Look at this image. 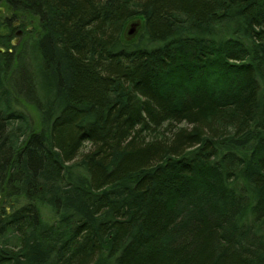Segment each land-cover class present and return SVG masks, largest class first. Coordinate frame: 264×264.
Masks as SVG:
<instances>
[{
	"label": "trees",
	"instance_id": "trees-1",
	"mask_svg": "<svg viewBox=\"0 0 264 264\" xmlns=\"http://www.w3.org/2000/svg\"><path fill=\"white\" fill-rule=\"evenodd\" d=\"M0 4V264H264V0Z\"/></svg>",
	"mask_w": 264,
	"mask_h": 264
},
{
	"label": "rangeland",
	"instance_id": "rangeland-1",
	"mask_svg": "<svg viewBox=\"0 0 264 264\" xmlns=\"http://www.w3.org/2000/svg\"><path fill=\"white\" fill-rule=\"evenodd\" d=\"M0 9L2 10V16H0V23H4V20H6L7 18H15L11 13H8V12H6V9H5V7H3V5L2 4H0ZM17 17V19H16V22H14V23H16V25L17 24H20V23H22V22H24L23 20H27L26 22H25V26L24 27H20V28H18V30H17V32L12 36V41H13V44L16 46V47H19V46H21L25 41V39L26 38H30V37H33L35 34L33 33V31H34V27H33V23H31V21H30V19L29 18H25V19H22L21 17V15L20 16H16ZM34 22V21H33ZM5 26L4 25H1V27H0V33H3L4 32V30H5V28H4ZM133 27V26H132ZM133 29V28H132ZM18 32H20V34H18ZM15 42V43H14ZM180 126H188L187 125V123L186 122H183V123H181V124H178V125H176V124H171V125H167L166 127H164L165 129L164 130H162L165 134H167V132H169L170 131V129H172V128H174V127H180ZM91 147H92V145L90 144V143H86L84 146H83V148L81 149V152H80V154H82L83 152H85V151H88L89 149H91ZM4 194L2 193V192H0V204H2V201H11L12 200V202L11 203H13V205H15V200H14V198L13 199H11V200H7L4 196H3ZM7 206H9V204L7 203L6 204ZM42 211H43V213H44V215H46V217H51V213H50V210H49V208H47V207H42Z\"/></svg>",
	"mask_w": 264,
	"mask_h": 264
},
{
	"label": "water",
	"instance_id": "water-1",
	"mask_svg": "<svg viewBox=\"0 0 264 264\" xmlns=\"http://www.w3.org/2000/svg\"><path fill=\"white\" fill-rule=\"evenodd\" d=\"M130 33L131 34H135V29H131L130 30ZM18 34H20V32H18ZM15 43V42H14ZM0 51L2 52V51H4V49L2 48V47H0Z\"/></svg>",
	"mask_w": 264,
	"mask_h": 264
}]
</instances>
